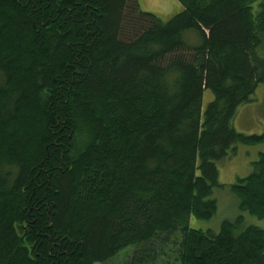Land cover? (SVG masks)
Masks as SVG:
<instances>
[{"label": "trees", "instance_id": "trees-1", "mask_svg": "<svg viewBox=\"0 0 264 264\" xmlns=\"http://www.w3.org/2000/svg\"><path fill=\"white\" fill-rule=\"evenodd\" d=\"M178 1L164 21L139 0H0V264H264L242 214L190 225L218 211L217 162L264 143L233 124L264 83V0ZM253 164L230 189L264 220Z\"/></svg>", "mask_w": 264, "mask_h": 264}, {"label": "rangeland", "instance_id": "rangeland-1", "mask_svg": "<svg viewBox=\"0 0 264 264\" xmlns=\"http://www.w3.org/2000/svg\"><path fill=\"white\" fill-rule=\"evenodd\" d=\"M139 3L142 10L152 12L164 21L169 20L183 9L178 0H139ZM186 39L191 43H197L199 40L198 35L191 31L186 34ZM212 98V92L206 91L204 107ZM233 124L237 131L247 135L260 134L264 131V83L259 85L251 102L239 107ZM262 152H264V143L256 145L238 144L234 154L217 162L219 181L225 184V187H217L214 190V196L218 201V211L210 220L192 218L190 225L193 228L213 229L218 232L224 220H234L239 214H242L246 226L256 225L264 229L263 219H259L248 212L240 211L239 199L230 189L231 184L239 178L248 176L253 171V163L259 159ZM126 260L129 259L122 253L104 264H125ZM172 263L173 257L168 258L158 254L156 260L149 264Z\"/></svg>", "mask_w": 264, "mask_h": 264}]
</instances>
